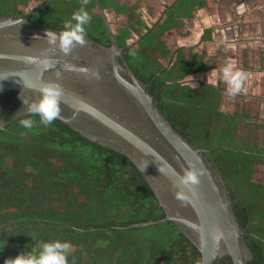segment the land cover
Listing matches in <instances>:
<instances>
[{
	"label": "trees",
	"instance_id": "16d2710c",
	"mask_svg": "<svg viewBox=\"0 0 264 264\" xmlns=\"http://www.w3.org/2000/svg\"><path fill=\"white\" fill-rule=\"evenodd\" d=\"M40 1L0 0V15H24ZM100 1L105 9L113 8L118 15L130 11L118 0ZM81 4L82 0H50L30 20L62 29L64 21ZM84 7L92 16L86 26L87 36L109 45L111 38L96 1L88 0ZM172 10L176 18L171 26L158 25L125 55L130 68L144 82L151 81L174 50L172 30L185 13ZM132 36L127 28L116 34L121 46ZM187 73V61L178 54L149 91L153 93L166 79H179ZM209 86H165L158 98L169 99H164L160 107L186 138L212 149L207 155L229 186L240 224L264 221L261 194L254 189L256 185H246L255 183L250 174L258 154L242 147V141L237 140L240 115L222 111L218 94H213ZM19 93L28 98L18 90L0 93V119H11L24 107ZM197 100L204 104H196ZM182 106L209 109L210 114L187 116ZM230 140L234 145L229 144ZM223 144L231 148L227 150L242 153L243 158H220ZM244 157L253 162L249 160L247 166V161L242 162ZM246 169L242 177L240 173ZM164 216L150 184L129 157L84 137L60 119L48 127L37 125L31 131L22 128L19 119L0 129V264L22 252H38L41 241L55 239L71 243L69 264H201L200 251L173 221L129 227ZM246 239L254 253L247 264H264V241L253 235ZM98 240L106 243L97 246ZM219 264L233 262L225 255Z\"/></svg>",
	"mask_w": 264,
	"mask_h": 264
},
{
	"label": "water",
	"instance_id": "95a60500",
	"mask_svg": "<svg viewBox=\"0 0 264 264\" xmlns=\"http://www.w3.org/2000/svg\"><path fill=\"white\" fill-rule=\"evenodd\" d=\"M49 1L36 3L21 16L15 12L0 15V93L18 90L28 98H38L36 88L55 79L59 70L64 94L58 119L84 137L126 155L140 171L147 164L142 174L165 216L132 223L129 227L171 220L198 248L201 264H219L225 255L231 257L233 264H247L253 260L254 253L246 240L250 232L238 221L229 186L207 155L212 149L200 147L186 138L160 107L164 99H169H159L160 90L168 85L185 84L187 79H166L153 93L149 91L173 64L175 52L151 81H142L128 65L125 55L154 27L121 46L105 8L100 0H95L110 35V44L87 36L86 45H77L65 56L46 38L47 31L62 29L30 20ZM45 56L53 61L52 67L45 68L40 63ZM65 62L75 65V70L65 71ZM81 67L97 69L100 78L86 77L79 71ZM26 114L23 107L11 119H0V129H6L8 124ZM189 161L203 167L205 172L194 191L184 189L188 200L182 203L174 195L177 188L173 186L172 169L182 172ZM157 165L164 167L163 173Z\"/></svg>",
	"mask_w": 264,
	"mask_h": 264
},
{
	"label": "crops",
	"instance_id": "0c3cea01",
	"mask_svg": "<svg viewBox=\"0 0 264 264\" xmlns=\"http://www.w3.org/2000/svg\"><path fill=\"white\" fill-rule=\"evenodd\" d=\"M118 1L129 13L105 10L116 34L124 28L133 32L129 40L151 27L171 26L176 18L173 8L185 13L172 30L174 60L179 54L187 61L185 84L193 88L210 85L219 96V108L240 115L237 140L244 149L258 154L250 176L260 186L256 190L264 209V0ZM227 62L247 74L243 90L235 97L227 95V85L219 79ZM260 230L264 231L263 225Z\"/></svg>",
	"mask_w": 264,
	"mask_h": 264
},
{
	"label": "clouds",
	"instance_id": "9594fccd",
	"mask_svg": "<svg viewBox=\"0 0 264 264\" xmlns=\"http://www.w3.org/2000/svg\"><path fill=\"white\" fill-rule=\"evenodd\" d=\"M87 2L88 0H82L81 7L74 11L69 19L64 21L61 31L46 32L48 43L65 56L69 55L77 45L84 46L88 43L86 26L90 24L92 16L84 7ZM40 63L45 68L53 66V61L47 56ZM75 67V65L69 62H65L63 65L65 71L75 70ZM79 71L84 73L88 78H100L97 69L81 67ZM55 76V79L41 83L36 88V91L39 92L38 98H22L19 93V99L22 102V106H24V110L27 112L26 115L19 118L22 128L31 131L37 125L48 127L60 116L61 97L64 94L63 86L60 83L62 73L58 70ZM219 79L227 85V95L235 97L243 90L247 74L244 70L236 69L232 62H227L220 69ZM31 116L39 117L38 121L31 118ZM157 167L160 173L164 172L163 166L157 165ZM169 167L171 166L169 165ZM144 168L141 169V172ZM172 172L175 176L173 186L177 188L174 195L176 199L184 203L188 200L184 189L194 191L195 186L200 183V177L204 174L205 169L197 166L195 162L189 161V166L184 168L182 172H176L174 169H172ZM105 243L106 241L98 240L97 246H103ZM71 252L72 245L69 241H62L60 239L41 241L38 252H22L14 257L5 258L3 264H69V254Z\"/></svg>",
	"mask_w": 264,
	"mask_h": 264
},
{
	"label": "rangeland",
	"instance_id": "374dc122",
	"mask_svg": "<svg viewBox=\"0 0 264 264\" xmlns=\"http://www.w3.org/2000/svg\"><path fill=\"white\" fill-rule=\"evenodd\" d=\"M175 90H177V89H175ZM192 101H193V100H192ZM183 102H184V103H187V102H185V101H183ZM197 102H198V103H197ZM188 103H189V102H188ZM192 104H193V102H192ZM196 104L200 105V104H204V103H200V101L197 100V101H196ZM181 109H182V111H183L184 113H186L187 116L193 115V116H196V117H197V115H199V114H204V115H206L207 112H208V110H209V109H205V108H195L194 110H191V109L188 108L187 106H182ZM208 114H210V113L208 112ZM254 140H255V137H254ZM229 144L234 145L233 140H230V141H229ZM221 146H222V147H221V149H219V152H218V155L220 156V158L225 159V160H227V159H229V158H231V160H232V159H233V160H236V158H237V159H241V158H243L242 153H236V152H234V151H231V150H227V149H225V148L231 149L230 147L226 146L225 144H223V145H221ZM225 146H226V147H225ZM249 160H250V159L247 160V158L244 157V159H243L242 162H244V164H245L246 161H249ZM246 171H247V169H246V170H243L242 173H240V175H241L242 177H244ZM244 180H245V179H244ZM244 180H241V181L239 182V185H240L241 182L244 181ZM246 185H248V188H250L251 185H256V184H253V183H250V182H249V183L246 182ZM243 186H245V183L243 184ZM261 186H262V185H261ZM259 187H260V186H256V187H254V189H255V188H259ZM255 228L258 229L257 226H255Z\"/></svg>",
	"mask_w": 264,
	"mask_h": 264
},
{
	"label": "flooded vegetation",
	"instance_id": "af4514ba",
	"mask_svg": "<svg viewBox=\"0 0 264 264\" xmlns=\"http://www.w3.org/2000/svg\"><path fill=\"white\" fill-rule=\"evenodd\" d=\"M262 225L264 226L263 220L262 221L256 220V221H252L247 226H243V227H248L247 230L250 232V234H248L246 236L253 235L254 237H259L260 239H262L264 241V231L260 230V227H262ZM254 226H257L258 229H256Z\"/></svg>",
	"mask_w": 264,
	"mask_h": 264
}]
</instances>
